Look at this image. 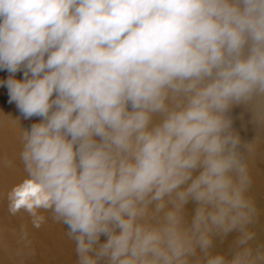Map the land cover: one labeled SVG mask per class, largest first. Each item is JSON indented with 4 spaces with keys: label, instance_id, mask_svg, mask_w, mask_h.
I'll use <instances>...</instances> for the list:
<instances>
[{
    "label": "clouds",
    "instance_id": "obj_1",
    "mask_svg": "<svg viewBox=\"0 0 264 264\" xmlns=\"http://www.w3.org/2000/svg\"><path fill=\"white\" fill-rule=\"evenodd\" d=\"M0 70L38 117L8 211L37 228L50 213L75 264H264L262 138L230 115L244 105L264 131V0H0Z\"/></svg>",
    "mask_w": 264,
    "mask_h": 264
},
{
    "label": "bare ground",
    "instance_id": "obj_2",
    "mask_svg": "<svg viewBox=\"0 0 264 264\" xmlns=\"http://www.w3.org/2000/svg\"><path fill=\"white\" fill-rule=\"evenodd\" d=\"M6 73L0 70V78L4 79ZM8 104L11 113L0 109V245L3 251L0 264H75L74 243L66 236V227L52 219L50 213H44L45 220L37 228L26 212L8 211L7 192L24 175L19 160L20 135L14 130L16 123L8 120L12 113L22 115L14 103ZM256 149L252 165L259 161L258 146ZM261 187L264 189L263 180ZM255 221L259 224L257 215ZM10 243L13 247L7 246Z\"/></svg>",
    "mask_w": 264,
    "mask_h": 264
},
{
    "label": "rangeland",
    "instance_id": "obj_3",
    "mask_svg": "<svg viewBox=\"0 0 264 264\" xmlns=\"http://www.w3.org/2000/svg\"><path fill=\"white\" fill-rule=\"evenodd\" d=\"M16 75H17V78H19L21 73L17 72ZM6 76H7V73L3 75L4 78H6ZM0 109L1 111L4 110L5 112L7 110L8 111L10 110L9 104H8V98H7V90L4 87H0ZM12 114H10V116L8 117V120L16 123V127H14V130L17 131L20 136H21L22 128L27 127L28 125H30V122L32 123L33 121L38 119V117H31L29 119H25L22 116H18L15 114L12 115ZM230 115L233 120V127L239 132L242 140L251 142L253 139L257 137L258 134L262 138L261 142H259L257 145L259 148V152H258L259 156L257 157L259 159L258 163L260 165L258 163L257 165L251 164V175H252L251 186L253 188L250 189L249 194L251 195L252 199L255 202V205L257 208V217H258V222H259L258 224L255 221L254 224L251 225V227L256 233V239L258 241L264 242V189L261 187V182L262 180L264 181V131H260L258 133L257 124L253 120L252 113L244 105L234 106L230 111ZM19 145H20V142H19ZM256 150L257 149H255V152L251 157L252 163H254L253 161L254 155H257ZM253 183L255 185V188H254ZM193 207L194 205L190 202L186 206V211L190 214ZM234 236H235V233H229L227 236L223 238L215 237L213 240L212 250L222 251L223 249L224 251H227L232 243ZM220 244L222 246H220ZM13 245L15 246L14 241H13ZM7 246L13 247L11 243ZM2 257H3V251H2V246L0 245V258Z\"/></svg>",
    "mask_w": 264,
    "mask_h": 264
}]
</instances>
